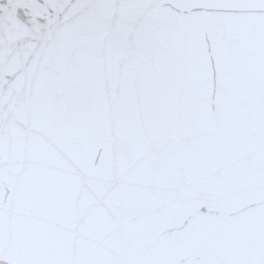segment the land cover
I'll use <instances>...</instances> for the list:
<instances>
[{
    "label": "snow or ice",
    "instance_id": "obj_1",
    "mask_svg": "<svg viewBox=\"0 0 264 264\" xmlns=\"http://www.w3.org/2000/svg\"><path fill=\"white\" fill-rule=\"evenodd\" d=\"M0 264H264V0H0Z\"/></svg>",
    "mask_w": 264,
    "mask_h": 264
}]
</instances>
